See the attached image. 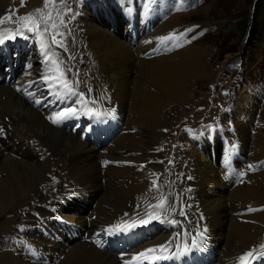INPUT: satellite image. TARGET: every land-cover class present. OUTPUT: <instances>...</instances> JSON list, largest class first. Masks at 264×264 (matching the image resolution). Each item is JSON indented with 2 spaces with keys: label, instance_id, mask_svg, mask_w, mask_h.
<instances>
[{
  "label": "bare ground",
  "instance_id": "1",
  "mask_svg": "<svg viewBox=\"0 0 264 264\" xmlns=\"http://www.w3.org/2000/svg\"><path fill=\"white\" fill-rule=\"evenodd\" d=\"M93 1L87 2L90 10L79 3L76 5L82 14L81 27L87 40L86 50L102 72L99 73V82L95 80L98 82L95 86L101 88L106 104L117 114L116 121L111 120L112 124L115 122V138L95 150L85 142L86 115L78 120H68L67 128L63 129L48 119L53 111H39L34 107L36 77H45L40 74L41 65L47 64L50 76H56L53 80L54 92L57 86L62 89L58 81L63 80L64 66L56 63L57 53H48V62H44L40 47L43 39L39 35L34 37L35 43L29 40L31 47L25 49L27 57L18 77L26 72L31 74L26 75L22 82L17 78L10 85L4 84L5 74L0 76V125L7 127L8 134L7 139L0 138V218L12 214L18 208L14 206L19 203L34 200V197L39 200L34 201L27 213L17 209L20 224L13 227V232H20V246L4 248L0 252V264H124L125 260L131 264H145L149 258L154 264H171L168 260L157 261L156 258L170 256L176 251V244H171L170 252L159 253L167 248L161 246L166 245L174 231L170 224L161 222L168 214V211L161 209L151 211V217L160 221L157 231H152L150 235H145L150 229L139 225L127 234H95L133 217L141 216L144 221L149 220L145 214L155 203L153 197H158L156 192L150 190L154 180L149 175L157 169L155 165L158 170L161 168L154 157H158L155 150L160 146L158 143L162 138L165 119L171 113H178L182 105L190 100L191 93L184 86L205 77L210 56L208 48L191 45L176 51L174 39L177 40V37L174 31L178 25L172 19L162 25L153 22L134 44L127 35L126 24L131 8L127 11L122 3H109L112 0ZM103 4L109 8L118 6L121 11L116 14L109 9L103 17L90 14L100 13L97 7ZM7 5H11V0H0L1 14ZM136 14L140 31L145 27V17ZM160 37L169 39L161 41L158 39ZM149 53V58L141 56ZM29 64L32 66L30 69L27 67ZM93 78L97 76L93 75ZM30 81L34 83L26 92L34 94L31 99L26 92L17 90ZM41 84L48 86L43 79ZM241 95L252 97L244 92ZM74 100L77 98L66 99L62 108L71 105ZM244 107H247V103L241 106L240 111L237 107V110L230 112V116L226 112V119L231 120L236 128L235 138L244 159L247 157L248 137L251 139V135H254L255 149L250 152L246 165L255 166L256 171L252 170L248 177L241 176V180L234 181L237 178L234 173L236 166L225 165V151L220 150L221 139L211 140L210 135L203 137V152L208 155L193 151L197 155L193 168L197 176L192 180V193L199 200V210L205 211L207 216L211 215L216 225L207 230L203 247L193 251L192 259L183 261L181 258L175 260V264H198L200 261L199 264H241V255L250 250L254 255L260 250L261 246H256L255 242H260L256 238L264 234V212L258 213L264 208V169L261 170L264 168V136L258 131L264 128V123L256 116L257 121L250 125L249 130L243 124L236 127V122L243 120ZM74 108L82 113L86 111L79 100ZM5 116L9 118L8 121H5ZM76 125L84 127L80 129L83 130L80 138L73 135L79 128ZM96 128L97 125L91 130ZM212 141L215 151L218 148L214 154L207 146ZM155 144H158L157 148ZM47 161L49 168L45 166ZM141 165L144 167L141 168ZM29 195L33 197L29 199ZM249 208L253 211H248ZM234 212L235 215H245L236 217L232 215ZM125 213L129 216L125 217ZM64 224L73 225L79 232L77 238L66 237V246L59 241L63 231L65 233ZM85 232L92 237V241L79 239ZM95 241H103V246H98V243L94 245ZM218 241L222 244L215 245ZM191 242L192 239L187 245L190 246ZM24 245H30L34 251H30L29 247L26 250ZM149 245L152 251L148 256L139 257V253H146ZM180 250L185 251L186 245L181 246ZM133 256H138V259L132 260ZM225 257V261H221ZM247 259L254 262L252 257ZM255 262L264 264V257Z\"/></svg>",
  "mask_w": 264,
  "mask_h": 264
},
{
  "label": "rangeland",
  "instance_id": "2",
  "mask_svg": "<svg viewBox=\"0 0 264 264\" xmlns=\"http://www.w3.org/2000/svg\"><path fill=\"white\" fill-rule=\"evenodd\" d=\"M88 1L90 0H64V3L61 4L60 0H55V3H53L52 0H50L47 8H42L41 11H45L48 9L49 12L62 14L66 10V7L68 6H71L75 9V6L77 7L76 5L77 3L83 5V7L90 10L89 7L90 4L87 3ZM91 1L92 3L94 2L93 0ZM127 1L129 2V0ZM160 1L163 2L164 0H160ZM255 1L256 0H169L170 2L168 7L169 13L170 14L174 13L173 15L165 16L163 19L162 14L166 10L163 5H160L159 10L156 12L155 14L156 20L154 21L156 24L162 25L172 19V21L178 25L177 27L178 29L174 31V34L176 32V37H177V40L174 39L175 44L177 46L176 51L185 48V46L188 47L191 45H198L200 47L201 46L207 47L208 55L210 56H208L209 58L207 60V70L205 73V77L202 79H198L196 81L193 80L194 82L192 84H186L184 86L185 89H187L191 93L190 100L186 102L187 104L184 103V105H182V107L178 110L179 111L178 113L177 112L171 113V115L170 116L168 115L167 118L165 119V124L163 127L164 129L162 128L163 130L161 131L162 138L158 143L160 144V146L158 150L157 149L155 150L158 155V157L156 156V158H158L159 160L154 157V161L157 160L156 162L159 163V167L161 168L158 170V166L155 165L157 169L155 171H151V174L149 175V177H151L152 175L151 177L152 180L156 181L157 184L159 185L158 188H153V192L155 191L159 192L161 189L165 193H167L168 191L169 192L168 197H170L171 200L173 192L176 191L174 193L175 200L179 196L180 203L187 204V202L185 201L187 199L188 203L190 204V196L193 191L191 189L193 185L192 180H194V178H196L197 176L195 169H193L195 166L194 161L196 160L197 155H194L193 151L197 150L198 154L202 152L203 155L205 156L208 155L207 152L206 153L203 152L204 147L200 145V142L203 140V137L209 135L212 136L211 134L206 133L207 131H205V128L206 126L209 125L213 126L214 128H217L218 126H222L223 128H225V124L227 123L226 112L228 110L233 112L235 109L237 110L238 107L240 111L241 106L247 103V107H244L242 112L243 120L242 121L239 120V122H236V127H238L239 124H243L245 125L247 130L251 124L256 123L257 121L256 116L262 123H264V92H263L264 91V9L259 10L255 14V7H254ZM263 4H264V0L261 1V5ZM16 5L17 3L15 2V0H11V5L6 6L3 13L2 14L0 13V17H5L6 14L9 12V10L12 11L14 10L15 12L18 13L17 9H15ZM41 5H42V0H28V5L26 7L28 10L25 11L24 9H22L21 11L22 15L25 14V12L36 13L34 10L40 8ZM122 6H125L127 8L125 4H122ZM136 7H137L136 8L137 13L139 15H143L142 18L145 17L146 19L147 14H145L146 10L144 9V7L138 3L136 4ZM260 7L261 6H259V8ZM97 9H99L100 12H104L106 7L103 4V5H99ZM110 9L112 10V12L114 11L116 14H119V11H121V9L118 6L117 8L111 6ZM77 10L79 11V17L81 19V15H82L81 11L80 9H78V7ZM104 15L105 14L101 16L103 17ZM252 16H254L253 21L250 19V17L252 18ZM77 17L78 16L76 15V18L72 20L70 23V24H74L75 28L79 30L78 31L79 34L75 39V45L71 46L72 51L79 50L74 55V58L76 59L79 58L82 64V65L80 64L81 65L79 69L80 73H76V76L77 78L79 77L78 79H80L81 85H84L88 80L95 87L96 90L100 91L99 94L101 93L100 95L102 96V98H104L101 92V88L99 87V89H97L95 86V84L99 82L98 79H101L100 78L101 74H99L102 73L100 71L101 68L99 66H95L96 64L94 63L93 60H92L93 63L87 61L93 58L89 55V53L86 50L87 40L84 38L82 33V27H81L82 19L80 20V22H78ZM66 18L67 20L71 19V17L68 16H66ZM104 18L101 19L104 20ZM79 23H80V27H79ZM160 25H158L156 28H158ZM156 28H154V30H156ZM189 29L191 31H188L186 35H181L182 33L185 32V30H189ZM192 38H194L195 40H192ZM63 42L66 45V47H69L68 44L73 42V37L69 38L68 36H64ZM64 51L65 50L63 48H57L56 53L58 60L63 61L64 62L63 66L67 67L68 66L67 58L69 53L65 54ZM82 52H86V53L84 55H80ZM25 56L24 58L27 57ZM82 57L88 59L83 60ZM92 67L94 70L92 69ZM77 69L78 68H76V70ZM86 72L88 73L87 76L85 77L84 74ZM96 74H97V78H93V75L96 76ZM77 78L75 77V79ZM95 80L98 82L96 83ZM243 92L245 94L252 95V97L248 98L247 95L242 96L241 94ZM256 95L258 96L257 98ZM199 100L203 103V105H201ZM190 106L192 107L189 110ZM247 109L249 110L247 111ZM82 128L84 127L83 126L79 127L78 130L73 135H76L78 137L81 136L83 130L80 129ZM165 129L167 131H164ZM258 132L260 135L264 136V128L262 130H259ZM202 133L203 134L205 133L204 136ZM197 135L200 136L202 135L201 141ZM253 137L254 135L252 134L251 139L250 137H248V141L246 142V146H247L246 147L247 157H245L246 167L248 160L247 158L250 152L253 150V148L255 149L254 147L255 140L253 139ZM233 139L236 140L235 138ZM112 144L115 143L112 142ZM158 144H155L156 148ZM195 144H198V146H194ZM207 146L209 147V145ZM220 148L221 151H224L222 144H220ZM211 149L212 147L210 148V150ZM217 152H218V148L215 151V147H214V149L211 151V154ZM48 164L49 163L47 161L45 163V166L49 168ZM189 165L191 167H189ZM212 168L218 172V169H215L216 167L212 166ZM263 169L264 168H262L261 170ZM250 172H251L250 170L244 172L245 174L243 175V177L246 176L248 177ZM47 173L48 172H46L44 175H46ZM234 173L236 177L238 174H241L237 166L234 169ZM191 175H192V179L189 178V176ZM103 183L104 182H102V184ZM151 187H153V184ZM32 197H33L32 195H29V199ZM43 197L44 195L40 198L42 199ZM153 198L155 200V203L153 205H158L159 202L156 200V197ZM38 200L39 199H35L34 197V200H30L26 203L25 202L19 203L14 206V208L16 206L18 208H15L12 214L7 215L6 217H4L5 216L4 215L2 218H0V235H2V237H0V242L2 244V246L0 245V252H2L4 248L15 249L20 246L19 245L20 244L19 240H21L19 234L20 232L18 230L13 232L14 231L13 227L15 225L20 224L18 220L19 213L17 209L20 208L21 212L27 213L29 212V210H31L34 201H38ZM198 203L199 200L195 198L194 195H192L191 197L192 207L190 208V211L193 210V211H198L200 213L198 215L199 223L195 222L193 227H186V224L183 221V226L179 228L180 233L183 231L184 227L187 228L188 231H192V234L191 236H189L187 243L190 242L192 237L195 235L198 225L200 226L201 229L206 227L207 230L212 229L216 225V223L211 220L210 217L211 215L207 216L205 211L201 212V210H199L200 207ZM155 209H160V208H155ZM16 210L17 213L15 214ZM262 212H264V208L261 210V212L259 211L258 213H262ZM148 213L145 214V216L149 219L146 221V223H141V221H144L141 216L133 217L135 218L137 225H139L144 229L147 228L150 229V231H148L147 233L144 232L145 235H150L152 231H157L156 229L159 226L158 221H160L159 219L152 218L151 217L152 213L151 215H148ZM27 215L29 216V214ZM232 215L236 217H242L245 214L241 213L235 215L234 212L232 213ZM201 216L203 217V219H201ZM192 220L193 218L191 216V221ZM196 220H198V217H196ZM173 232L170 239H172V244H176L177 240L174 238V234L177 232V228L176 229L174 228ZM21 235L24 234L21 233ZM260 237L261 239H258ZM256 240L260 241V242L258 241L255 242L256 246L259 245L261 247L259 248L260 250L253 255L254 257H256V259H253V257L252 259L253 261L258 262V260L264 257L263 256L264 234L257 237ZM214 244L221 245L222 243L218 241ZM183 245H185L184 240H180V247ZM24 246L26 247L27 250L28 246L26 245ZM150 247L151 245L146 247V250L150 249ZM165 247L167 248H163L162 250L159 251V253L166 254L170 252L172 249L171 246H165ZM148 253L149 252H146L145 256H148ZM228 257H233V256H228ZM225 259L226 257L221 259V261H225ZM201 262L202 261H200L199 263ZM145 264H154V263L151 262L149 258L148 261H145Z\"/></svg>",
  "mask_w": 264,
  "mask_h": 264
},
{
  "label": "snow or ice",
  "instance_id": "3",
  "mask_svg": "<svg viewBox=\"0 0 264 264\" xmlns=\"http://www.w3.org/2000/svg\"><path fill=\"white\" fill-rule=\"evenodd\" d=\"M23 2L24 0H21V5L23 6ZM50 0H44V7L47 8L48 4H49ZM53 3H55V0H52ZM60 3L63 4L64 0H60ZM35 12H40L41 9L37 8L34 10ZM147 14V13H145ZM14 15V12L12 10H9L8 14L6 17H0V48H2V46H4L6 44L7 41H15L17 39V37H21L24 40H33V42L35 43L34 37H36L38 34L43 33L45 36L48 34L49 32V28H52V40H51V44L50 45H45L43 42H41L40 47L43 50L42 54L44 55L45 59L44 62L47 63L48 62V52L49 50H51L52 48H63L65 51H67V47L63 42V36L65 35V33L59 32L57 31L58 27H66L69 23H71L72 20H74L76 18V15H78V13H76L74 11V8L71 6L66 7V10L64 11V13L60 16V24L59 25H49L48 20H44L43 24H41L39 22V20H37L35 27L31 26V25H26L25 27H21L19 24H17L14 28H4V22L5 19L7 20H11L12 17ZM33 14L29 13L26 16H22V17H18L17 19L19 21H28L32 19ZM71 17V19L69 20H65L64 17ZM51 19V16L49 15V18ZM189 30H185L184 33H182L181 35H186ZM11 33V34H9ZM58 37H60V39H58ZM161 41H167L169 38L167 37H160L158 38ZM69 59H74L73 57H71V55H69L68 57ZM57 64H60L61 66H63L64 62L63 61H56ZM29 69L32 67L31 64H29L27 66ZM72 70L70 68L64 67L63 68V79L65 81L64 85H63V90L61 91V88L59 86H57L56 91L52 92V87L51 85H49V95H55L57 97V100H59L61 103H63L66 99H68L69 97H76L77 100H79L81 97H83L84 93L80 92L78 88H73L71 86V80L69 78V73ZM30 72H26L25 75H30ZM42 79L47 83L48 78L47 77H42ZM34 82L30 81L25 87H20L17 90L18 91H22V92H26V89L31 88L32 84ZM76 84H79V79L77 78L76 80ZM91 89H88V92H91ZM26 94L29 96V98H33L34 94L31 92H26ZM57 100H52L50 101V103L55 104L57 102ZM77 100H74L73 103L71 105H68L67 107L64 108H60L57 109L56 111L53 112L52 115L48 116V119L53 123V124H60V123H64L67 120H78L81 118L82 115H86L88 119L90 120H96V121H100L106 117L112 116L114 114V110H99V111H93L91 108H89V110L86 113H82L80 111V109L78 108H74V105L77 103ZM44 102L43 98H39V99H35V103L37 105L41 104ZM90 103H94V102H90ZM76 127H79V125H76ZM90 128V126H89ZM164 131H167L166 129ZM205 131H209V132H214L215 128L211 125L206 126ZM203 134V133H202ZM5 135V128L3 125H0V136H4ZM232 148H236V145L233 144ZM107 163V162H106ZM171 163V162H170ZM144 165H141V168H143ZM253 165H249L248 168L250 170H254ZM245 173H241V176H243ZM159 179V177H158ZM153 188H158L159 185L157 184L156 181H153ZM151 190V189H150ZM190 191V189H189ZM167 201H168V197L165 196L162 200H160L158 205H152L149 208V213L148 215H151V211L155 208H160L162 211L167 212L168 211V206H167ZM191 207V205H184L182 203H180V197L178 196L176 201L173 202V204L171 205V212L164 216L161 220V222H167L168 224H170L172 227L177 228V232L174 234V238L177 240L176 243V251L174 253H172L170 256H160L157 257L156 260H169V259H174V260H180L182 257L190 255L193 251L195 250H200L203 245H204V241L206 239V233H207V228L204 227L203 229H201L199 227V225L197 226L196 229V235L192 237V242L191 245L188 246L187 245V240L189 238V233L187 231V229H185L184 233H183V240L185 242L186 245V250L185 251H181L180 250V240L179 237L181 236V233L179 231V228L183 226V221L182 220H178V219H174L173 217L175 216V213L177 210H179V215L180 217L184 218V220L187 219V213H186V208ZM137 208H139V205L137 206ZM248 211H253V209L249 208ZM39 214L37 213V216ZM125 217H128L129 214L125 213L124 214ZM201 219H203V217L201 216ZM141 223H146V221H141ZM123 225V226H121ZM137 226L136 224V220L135 218L130 219V220H122L121 222H118L115 225L109 226V228L105 229L102 233H96L95 236H101V235H107V236H115V235H119L121 233L123 234H127L131 231H133L135 229V227ZM98 243V246H103V241H95ZM172 244V239H170L168 242H166V245H162L161 247H165V246H170ZM29 250L30 251H34L31 246L29 245ZM146 252H150L152 251V249H148L145 250ZM139 257H143L145 256L144 252H141L138 254ZM138 256H133L131 259L132 260H136L138 259ZM247 257H253V259H256V257L253 256V251H249L243 255H241L239 257V260L241 261V264H251V262L247 259ZM124 264H131L130 261L125 260Z\"/></svg>",
  "mask_w": 264,
  "mask_h": 264
},
{
  "label": "trees",
  "instance_id": "4",
  "mask_svg": "<svg viewBox=\"0 0 264 264\" xmlns=\"http://www.w3.org/2000/svg\"><path fill=\"white\" fill-rule=\"evenodd\" d=\"M261 1H262V0H256V1L254 2L255 14H256L259 10H263V9H264V4L261 5ZM259 6H261V7L259 8ZM250 19L253 21L254 16H252V18L250 17Z\"/></svg>",
  "mask_w": 264,
  "mask_h": 264
}]
</instances>
